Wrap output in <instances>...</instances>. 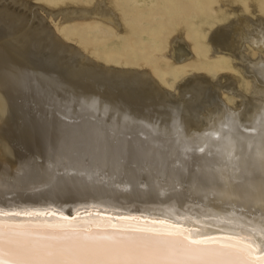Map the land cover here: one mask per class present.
<instances>
[{
    "label": "bare ground",
    "instance_id": "bare-ground-1",
    "mask_svg": "<svg viewBox=\"0 0 264 264\" xmlns=\"http://www.w3.org/2000/svg\"><path fill=\"white\" fill-rule=\"evenodd\" d=\"M110 1L95 0L90 9L62 8L55 12L43 4L25 0H0V24L6 27L9 40L16 43L25 41L22 47L13 46L10 41H0V183L3 184L0 189V206L28 211L33 203L39 205L40 199L46 196L44 199L48 203L53 199L56 201V213L55 216L40 217L38 222L41 223H55L62 217L76 220L98 218L105 222L110 219L112 223H118L120 217L131 216L138 217L140 223H143L145 220L159 219L152 215V210H157L156 206L161 204L169 210L157 211L156 214L167 217L171 216L170 209L182 207L183 210L178 214L186 219L169 221L180 223L193 231L198 229L208 235L220 236L223 233L214 225L222 229L229 228L213 222L218 221L215 217L210 220L188 219L185 210H194V207L186 205L190 199L197 204L195 208L210 206L217 213L222 207L231 205L236 211H253L257 213L255 224L260 225L264 220V201L261 200L262 187L260 184L253 186L254 179L248 180L243 172L237 170V173H232L238 177L239 184L235 182L237 185H227L221 179H213L197 171V168L193 173L188 171L187 166L186 169L183 166L177 167V162L183 161L180 154L185 147L195 149L206 144V141L200 140L203 134L201 124L206 122L208 125L216 111L208 112L206 120L198 114L200 122L197 127V123L185 119L193 105L184 107L176 103L174 98L180 94L178 90L182 88H179V84L183 81L191 79L192 85L196 86L181 92L182 96L187 95L188 98L192 96L193 90L200 89L204 79L208 85L219 90L223 105L234 112H240L242 119L245 117L247 108L255 106L252 95L259 93L260 89L256 90L258 84H264V68L261 71L255 68L247 75L246 64L252 63L238 60L237 53L243 49L246 54L242 53L248 58L261 57L264 60V22L260 20L264 18V4L260 11V0H213L210 4L215 14L211 20H199L195 36L187 35L181 22L170 30L165 39L164 52L157 56L164 64L159 65L160 70L153 71L152 67L145 66L146 62L125 67L121 60L115 68L101 64L97 56L85 50V45L72 46L68 42L70 37L57 35L59 30L47 25L48 20L50 22L59 16L62 21L93 18L110 23L115 32L123 31L120 16L109 6ZM40 12L49 18L40 17ZM29 39H33L36 45L43 43L51 55L59 56L57 70L54 71H58V78L53 79L49 76L50 72L49 75L45 74L40 71L44 68L39 70L32 65L34 63L17 55L29 52ZM66 54L87 61L89 66L74 69L69 65V60L65 59ZM204 102L201 104H206ZM25 104H34L36 112L40 114V118L35 121L37 123L34 125L32 122L33 128H30L29 123V128H22L19 122H10L8 119V108L12 109L14 105L18 111ZM154 104L169 108L171 113L161 118L145 113L146 108ZM70 111L75 114L74 122L69 120ZM226 123L224 126L245 122L228 119ZM152 125L158 127L153 128ZM193 129L198 131L190 134ZM12 142L16 143L17 149L23 143L28 150L40 153L43 166L35 169L33 163L27 161L29 158L11 149ZM70 147L78 148L80 156L91 161L89 169L95 171L93 174L78 177L69 174V170L64 171L63 174L67 175L62 176L57 170L47 169L50 160L55 163L63 153L72 149ZM207 153L194 151L187 160L196 159L200 163L204 158L208 162L220 158L208 157ZM101 169H105L108 175ZM257 170L262 173L260 169ZM113 175L116 177L114 180L111 179ZM89 176L93 178L91 182L99 183L97 187L86 182L91 180ZM255 177L260 179L259 174H255ZM156 178L162 181L156 182ZM142 183L144 185L141 186ZM77 198L96 200L109 208L100 213L86 210L75 215L72 205ZM123 204L128 205V214L123 215L114 208ZM148 212L152 213L151 216L146 215ZM239 225L236 227L238 231L249 230Z\"/></svg>",
    "mask_w": 264,
    "mask_h": 264
},
{
    "label": "rangeland",
    "instance_id": "rangeland-1",
    "mask_svg": "<svg viewBox=\"0 0 264 264\" xmlns=\"http://www.w3.org/2000/svg\"><path fill=\"white\" fill-rule=\"evenodd\" d=\"M25 1L31 2L33 4H43L48 9H51L55 12L59 11V9H62V8L63 9H67V8L90 9V8H92V6L95 3V0H25ZM212 1L213 0H111L109 6L114 10L115 13L119 14L121 24L123 25V28H124L123 31H117V32L114 31V29L110 25V23H108L106 21H101L99 19H93V18L72 19V20H68V21H62L61 16H59L58 18L53 19L54 21L51 20L49 22V20H48L47 25L49 27H52V28H57V30H59V33H57V35L63 34L66 37L67 36L70 37L71 39H68L69 40L68 42L72 46L77 47L80 45H85V47H87V49H85V50L87 52H90L93 56L94 55L97 56V59L99 60V63H101V64H105L107 66H111V67L115 68L118 66L117 64L121 60H123L125 67L136 66V65L142 64L143 62H146L145 66L152 67L153 71H155V70H160V66H159L160 64L161 65L164 64L163 61H159L157 56L161 55L164 52L165 39L168 36V34L170 33V30L172 28H174L177 25V23L181 22L185 28V32L187 33V35H189L190 37L195 36L196 33L194 31H197L199 29L197 26V24L199 23V20L202 18L205 20H211V17L215 14V11L211 10L212 6L210 3ZM258 3L261 4L259 10L262 11V6H263L262 4H264V0H260V1H258ZM239 14L241 16L243 15L241 11H239ZM38 15L42 18H46V19L49 18L47 15H45L42 12H40V14H38ZM220 18H222V17H220ZM260 20H262L264 22V18H261ZM3 26H4L3 24H0V41H2V43H6L7 41H10L9 43H11V45H13V46H19V45H20L19 47L24 46L23 44L25 41L21 42V43H16L12 40H9L10 38H9V36H7L8 32H6L7 31L6 27L5 26L3 27ZM5 37H7V38L5 39ZM27 42H30L29 52H26L25 54H21V55H20V53L19 54L17 53V55L21 58L23 57V59L25 58L31 64L34 63L32 65L33 66L35 65L34 67H36L39 70L41 68H44V69H41L40 71H43L47 75H49L48 72H50L49 76H51L53 79L58 78V76H59L58 71H56L57 73L54 71L57 70L56 64H57V61L59 59V56L58 55L57 56L51 55L47 51L46 45H44L43 43L36 45L35 41L33 39H29ZM242 52L245 53V51L243 49H242V51L239 50V52L237 53L238 60H240V61H244V60L247 61L248 60L250 63H252V64H246L247 75H249L250 71L252 73V71H254L255 68L258 69L259 71L263 70L262 68H264V66L262 67V65H264V60L260 59L261 57L260 58L256 57V58L251 59V58H248L247 55H245L246 53L243 54ZM72 57L73 56H70L68 54L65 55V59L67 58L66 60H69V65L72 66L74 69H79L80 67L89 66L87 61L82 60L79 57H73V58ZM196 58H197V56H196ZM36 59H38V61ZM106 60H108L109 62H107ZM55 74L57 76H55ZM198 75H200V74H198ZM188 78H190V77H188ZM186 81H183L182 83H180L181 85L179 84V86H180L179 88H182V90L179 89L178 91H180V94H178V96L176 98H174L176 103H180L184 107L187 105H193V108L190 109L189 111H187L189 113V116L188 117L186 116L185 119L192 121L194 123H197V127H198V124L200 122L199 118L201 116H202V118H204V120H206V117L209 116L208 112L216 111L215 117L212 118V119L215 118L214 121H212V119H211V122H208L209 123L208 125L206 124V122H204V123L202 122L201 130H202L203 134L200 135V137H201L200 140H204V142L206 141V144H209V143L210 144H212V143L220 144V143H223L222 140L215 142L210 136H207L206 133L220 132L223 136H226V132H228L229 129H233L234 133L237 134V135L235 134V136L237 138L243 137L244 141H246V142H254V143L259 142V140H258L260 138L259 137V128L261 126V124L259 122L264 120V100H263L264 99V92H263L264 91V84H262V85L258 84L259 87H258V89L256 88V90L260 89L259 93L252 95L254 98L253 102H255L254 104L256 107L254 106L252 108L250 107L249 109L247 108V111L245 113V117L243 118L244 119L243 120L241 118L242 114L240 112H238V113L234 112V111L230 110L227 106L223 105L222 97L220 98L221 95H220L219 90L215 89L210 84L208 85V82H205L204 79L202 80V82H204V83H202V85L200 86V89L199 90H193L192 96H190L188 98H187V95L182 96V93H181L182 91H184V90L186 91L187 89H191L192 87L193 88L196 87L195 85L194 86L192 85L191 79H187ZM227 83H230V81H227ZM254 95H255V97H254ZM258 99L260 100V102L258 101ZM199 100H202V101L200 102ZM202 102L206 103V104H203L204 106L206 105L205 107H202L203 106L201 104ZM211 104L213 105V108H212ZM218 104L220 106H218ZM215 105H217V106H215ZM26 106L25 107L21 106L20 110L17 111V109L14 108V105H12V109H11V107L8 108V113H9L8 119L10 122L11 121H13L14 123L19 122L18 124H20V126L22 128H24V127L29 128L30 126H31L30 128H33L34 125L37 123L35 121H37V119L40 118V114H38L36 112L34 104L33 105L27 104ZM22 107H23V109H22ZM149 108H146L147 111H145V113L149 112L152 115V117H155V118H161L162 116H167L171 113L169 108L162 107V106L160 107V106H157L155 104L151 105ZM255 111H257V112H255ZM72 112L73 111H70V115L74 118L72 119V117L70 116L69 120H72L74 122L76 120V118H75V114L73 115ZM250 112H252V113H250ZM24 113H25V115H24ZM198 114L200 117H197ZM11 115H12V117H10ZM31 115L33 117H31ZM21 116L23 118H27V119L23 120V118ZM32 119H33V121H32ZM34 119H36V120H34ZM228 119H231L234 121L239 119L245 123H241V125L235 124V126L233 124V125H229V126L225 127L224 124H227L226 120H228ZM28 120L31 121V123ZM32 122L34 125L32 124ZM28 123L30 124V126L27 125ZM237 125H239V128L236 127ZM197 127H195V128H197ZM257 130H258V132H257ZM194 131L197 132L198 129L191 130L190 134H192ZM36 132H37V130H36ZM244 132H246V133H244ZM243 133H244V135H243ZM254 135H255V137H254ZM256 137H257V139H256ZM249 138H251V139H249ZM13 143H14V145H13ZM11 145H10L11 149L18 151L17 153L19 155L25 157L26 159L29 158L27 161L32 162L35 169L41 168V166H43V163L41 160L42 158H40V153H36V152H34V150H28L23 143L21 144L22 146H20L19 149L16 148L15 142H12ZM70 148L73 149V147H70ZM76 150H78V148H76ZM205 151H209V149L206 148ZM35 154H37V155H35ZM236 154L246 156L248 154L247 144H237ZM38 160H40V161H38ZM211 160H210L211 162H208V160H206L204 158V159L200 160V163H201V165H200L198 160L196 161V159L195 160L191 159L190 160L191 162L188 160L186 161L187 167L184 166L183 161L181 162V166H183L184 168L185 167L188 168V171L191 170L192 172L196 171V168H197V171L204 172L206 175L213 177V179H216V178L221 179V182H223L227 185H237V183L239 181V180H237L238 177L236 178V175L234 173H232L234 171H236V173H237V170L226 171L223 175H220L219 173H214V174L210 173L209 171H207L208 169L202 168V164L204 165L206 162L210 163L211 165H213L212 162H214L213 166H215V167L218 166L217 169L223 167L222 164L217 163V161L220 160V158H215V159H211ZM47 161H49V160H46V162ZM54 164L55 163L52 160H50L49 166L47 167V169L57 170L61 173L60 175H62L64 173V169L62 168V170H61V168L60 169L56 168V167H54ZM192 164H193V167H192ZM219 165H220V167H219ZM256 170L257 169H255L254 172H252L253 170L243 168V165H242V168H241V170H239V172H241V173L243 172V175H245L248 180L250 179V181H252L254 179L252 182L253 186H259V184H260L261 187H264V184H263L264 183V173L263 172L258 173L259 170H257V172H256ZM93 172H95V171L90 170L88 168L87 174H90V173L93 174ZM248 172L252 175V178H250L251 175ZM101 173H103V172H101ZM69 174L77 175L78 177L84 176V175H80V174H78L76 172H72V171L69 172ZM255 174H256V176H257V174H259L260 179L257 180L256 179L257 177L254 178ZM65 175H67V174L65 173L62 176H65ZM248 175H250V177ZM233 176H235V177H233ZM159 177H162V176H159ZM92 179L89 181H86V182H88L92 187H97L96 185H98L99 183H97V181H94L95 183L91 182ZM154 180H156V182L162 181V179H160V178L159 179L156 178ZM141 181L142 180H140L139 182H141ZM254 181H255V183H254ZM235 182H237V183H235ZM142 185H144V183H142L141 186ZM92 187L90 189L93 190ZM175 188H176V186H175ZM44 198H46V196H43V198H41L42 200L40 199V202L38 203L39 205H42V207L37 205L36 203H33L32 208L28 211L56 213L55 212L56 211V209H55L56 201L53 199V201H52L53 203L52 202L48 203L47 199H44ZM82 201L84 202L83 205L81 204V203H83ZM186 202H188V203H186V205L189 204L188 205L189 207H194V210H192L193 208L189 211L184 209L186 211V213L188 214L187 215L188 219H190V220H198L200 218H202L204 220H210L213 217H215V219H217L218 221H213V222H215L216 224L217 223L223 224V223H221V221L223 220V218L225 216L235 213L237 216H239V220H237L235 222V228L240 227L239 224H241V226H244V228H246V229H257L260 227L259 223L255 224L256 221H254V219H255V217H257V213L255 214L253 211H250V212L249 211H243V212L236 211L235 209H233L234 207L231 205V206L222 207L223 209L220 211L221 213L220 212L217 213L216 210H213L210 206H208V207L206 206V208L200 209V208H195V207H198L197 204L195 202L194 203L191 202L190 199L187 200ZM58 203H60V202H58ZM76 203H79V204H76ZM61 205H63V204H61ZM142 205H144V204H142ZM107 206L108 205H106L104 203H101V202L99 203L98 201L96 202V200L91 201L90 199L88 200V198L85 200L77 198V200L76 199L73 200V205H72L73 208L72 209H73V212L75 215L77 213H79L80 211H86V210L96 211V212L100 213L99 211L107 210L109 208V207L107 208ZM117 206H115L114 208L118 210L117 212L123 213V215L128 214L130 212L127 204H123L121 206L119 205L118 207ZM156 207H158V209L152 210L153 214L151 212H148L149 214L147 213L146 215L151 216V214H152V215H156V217H159V219H168V220L171 219V220H176V221H181L180 218H183V220L186 219L183 216H180L178 214L179 211L183 210L182 207H180V208L175 207L173 209H170V215L171 216H168V217L165 216L164 214H163V216H162V214H156L157 211L167 212L165 210H169V209L167 207H165V205L160 204V205H157ZM145 210H147V208ZM227 211H228V214H227ZM238 212L242 213V215ZM80 214H82V213H80ZM140 214H142V212ZM174 214H175V216H174ZM146 215H144V216H146ZM189 217H191V218H189ZM223 225L225 226L226 224H223ZM214 226H215L214 228L222 229L219 225H214ZM223 230L227 231L228 229H223ZM236 230L238 231L237 228H236ZM220 235H223V234H220Z\"/></svg>",
    "mask_w": 264,
    "mask_h": 264
},
{
    "label": "snow or ice",
    "instance_id": "snow-or-ice-1",
    "mask_svg": "<svg viewBox=\"0 0 264 264\" xmlns=\"http://www.w3.org/2000/svg\"><path fill=\"white\" fill-rule=\"evenodd\" d=\"M260 123L258 143L237 138L233 129L226 136L220 132L206 133L214 141L223 143L195 149L185 147L180 154L184 166L191 153L204 154L208 148L207 156L220 157L217 163L223 165L217 169L206 162L202 168L210 173L223 175L229 170H241L242 165L264 172V120ZM237 144H247L246 156L236 154ZM91 166V161L82 158L76 149L63 153L54 164L65 172L71 170L80 175H86ZM177 167H181V161ZM101 171L108 175L105 169ZM115 178V175L111 177ZM261 200L264 201V187ZM42 216H55V213L0 206V264H264V220L259 228L241 232L235 228L239 220L235 213L221 221L229 228L218 229L223 232L220 236L198 229L193 231L168 219L140 223L138 217L131 216L120 217L118 223H112L110 219L105 222L98 218L62 217L55 223L38 222Z\"/></svg>",
    "mask_w": 264,
    "mask_h": 264
}]
</instances>
